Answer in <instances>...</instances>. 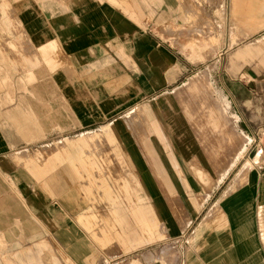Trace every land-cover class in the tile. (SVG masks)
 Instances as JSON below:
<instances>
[{
  "label": "crops",
  "instance_id": "0c3cea01",
  "mask_svg": "<svg viewBox=\"0 0 264 264\" xmlns=\"http://www.w3.org/2000/svg\"><path fill=\"white\" fill-rule=\"evenodd\" d=\"M160 1L171 15L179 10L180 0H0V34L10 6L28 37L21 56L0 43V264H264V135L261 148L254 144L264 130V74L258 58L245 56L264 50V0H204L219 3L213 35L183 48L233 51L202 69L216 86V120L187 112L184 133L160 117L169 101L162 97L163 109L158 97L172 92L160 90L178 77L176 47L146 26L149 3ZM203 65L186 56L184 69L193 76ZM81 134H100L97 149L103 135L121 144L128 169L100 155L123 172L118 192L102 181L111 206L100 233L98 205L68 213L50 195L49 151L40 163L29 151ZM88 155L74 167H99Z\"/></svg>",
  "mask_w": 264,
  "mask_h": 264
},
{
  "label": "rangeland",
  "instance_id": "374dc122",
  "mask_svg": "<svg viewBox=\"0 0 264 264\" xmlns=\"http://www.w3.org/2000/svg\"><path fill=\"white\" fill-rule=\"evenodd\" d=\"M18 4V3H17ZM154 8L153 14L149 19H146L147 29H150L151 32L155 33L156 39L164 43L165 45L172 44L176 47L174 51H176L177 56V64L176 69L178 72V77L175 81L171 82L168 86H164L160 91H172L171 93H165L158 97L161 100L160 104L163 107L162 97L169 101V106H167V110L163 107V115L160 116L161 119H170L176 120V126H183L182 128H178L179 131L184 133V125H185V116L187 112H191L194 110V119L202 120L205 117L209 118V121L216 120L217 112L215 106L218 105V101L215 97L216 86L211 84L208 81V71L207 69L202 70L203 67L209 66L212 70L218 67L217 63H213L214 61L210 59L212 55H216L217 57L224 56L229 54L233 50H228L225 52L220 49H204V48H194L193 54L190 55V50L183 48V45L192 46L193 43L196 42L198 38H210L213 35V31L215 30V24L213 23V19L210 17V11L217 9L219 7L218 2L210 1L206 2L204 0H180L179 1V10L177 12H173L171 15L168 8V1H160V2H150ZM143 6V5H142ZM144 7V6H143ZM147 14V11H146ZM8 21L5 25L2 24L1 19V34H0V43L4 49H6L7 53L21 56V54L25 53L26 49L24 48L26 43L28 42V37L24 33H20L21 27H19L13 18H11V7L8 6L7 10ZM148 16V15H147ZM2 17V15H1ZM17 25V26H16ZM21 25V24H19ZM5 31L8 34H5ZM19 32V33H17ZM18 40L19 49H11L8 47L7 42L10 40ZM212 42V39L208 42ZM207 43V41H206ZM201 44V43H200ZM19 50V51H18ZM188 53V55H187ZM186 56H188L191 60H203L204 65L199 69L195 70L199 72L191 76L192 72L190 69L185 68ZM253 58H258V61L261 64L256 65L255 67L259 68L260 73L264 74V63L259 60V57H264V50H252L250 55ZM241 57V56H239ZM244 57V56H242ZM209 62V64H208ZM198 67V66H195ZM182 70V73L180 72ZM20 76V75H19ZM23 81L18 79L17 88L24 89L26 85L25 75L22 76ZM191 78H197L202 83V86L199 90L193 91L187 87V82ZM192 92V95L189 92ZM202 94H204L202 96ZM209 107V108H208ZM197 111V112H196ZM215 114H214V112ZM191 116V113L189 114ZM216 115V116H215ZM153 114H146L147 120L149 117L151 119ZM197 124V123H195ZM174 126V124H173ZM173 131L178 132L176 127L173 128ZM213 131H216L213 130ZM264 130H260L256 136L254 144L258 141V138L262 136ZM109 134V133H108ZM89 136V135H88ZM74 138H66L63 143L57 144L52 143V145L46 149H32L30 152H34L35 163H40V158H42L43 154L50 153V160L54 159V161H49L51 164L50 167V178L47 184L51 189V197L54 201H64L67 208L68 213L73 214L79 211L80 207L92 205H98V233L101 232L102 227L104 225L106 217V209L105 206H111L109 201L104 196V188L102 185V181H105V185L112 188L113 192H118L117 185H120L121 179L123 178V172L114 171L112 169L113 165L116 164L113 160H105L100 155L109 154L115 157V160L119 163L122 168H126V162L122 159V156L118 154L124 153L123 147L118 142L110 143L106 141V136H102V142L99 144V149H97V144L95 145L94 140L96 138H100V134L95 137H86L82 136H72ZM77 137V138H76ZM109 139L113 142L116 140V137L112 134H109ZM81 138V139H80ZM90 142L94 144L91 146ZM100 143V142H99ZM150 147V146H149ZM259 145H257V148ZM54 151V152H53ZM23 153L28 151H22ZM92 152V153H91ZM43 153V154H42ZM86 153H90L92 156H97L99 161V167H93L91 172L85 171L81 166L78 165L77 168L74 167L76 165V160H79L81 156H87ZM55 155V158L53 157ZM57 155H64L66 161H56ZM88 155L87 159H90ZM119 159H117V158ZM124 160V161H123ZM110 161V162H109ZM189 163L191 168L195 169L197 164L195 162ZM64 162L63 164H61ZM25 164L24 161H22ZM101 163V164H100ZM124 165H123V164ZM60 164V165H58ZM194 164V165H193ZM62 165L64 167H62ZM193 165V166H192ZM114 168V167H113ZM200 169V168H197ZM128 170V169H127ZM201 170V169H200ZM122 174V175H121ZM125 174L128 178H132L129 176L128 172L125 171ZM5 175V177L10 180V176ZM201 181L202 185H207L208 181L205 180L204 176L198 177ZM41 179V177H39ZM127 179V177H125ZM12 180V179H11ZM124 181V180H123ZM132 181V179H131ZM0 182L3 185H7L4 181ZM125 183V182H124ZM0 195H4L0 193ZM136 200V198H135ZM125 202V201H124ZM123 202V203H124ZM128 203V202H126ZM111 214V212H110ZM103 223V224H102ZM116 227V226H115ZM95 237V233H93ZM52 244V242H51ZM98 244L100 247L99 254L100 256H104L106 254V250L104 248L106 241L98 240ZM59 248V247H58ZM50 249L54 250L53 247ZM60 253L63 257H65L64 252L60 250ZM51 256L55 254V252L50 253ZM99 256V259H100ZM104 258V257H103ZM53 260H57L56 258H51L50 263Z\"/></svg>",
  "mask_w": 264,
  "mask_h": 264
},
{
  "label": "built area",
  "instance_id": "2783aa9c",
  "mask_svg": "<svg viewBox=\"0 0 264 264\" xmlns=\"http://www.w3.org/2000/svg\"><path fill=\"white\" fill-rule=\"evenodd\" d=\"M264 133H262V136L258 138V141L256 142V145H259L258 148H261L262 144V137H263Z\"/></svg>",
  "mask_w": 264,
  "mask_h": 264
}]
</instances>
